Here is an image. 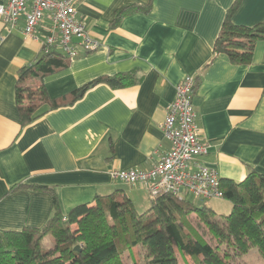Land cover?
I'll list each match as a JSON object with an SVG mask.
<instances>
[{
	"label": "crops",
	"instance_id": "0c3cea01",
	"mask_svg": "<svg viewBox=\"0 0 264 264\" xmlns=\"http://www.w3.org/2000/svg\"><path fill=\"white\" fill-rule=\"evenodd\" d=\"M237 1H81L77 17L100 47L47 77L49 98L61 99L103 77L127 75L134 84L92 86L72 106L26 127L16 86L21 71L44 56L51 22L45 19L29 38L23 20L8 34L0 17V229L43 228L55 213L54 196L63 216L108 195L128 197L137 211H147L148 191L115 181L110 172L149 170L170 151L161 124L188 75L197 79L192 101L200 139L211 145L198 165L215 169L221 181L264 175V41L254 46L249 65L215 52ZM233 21L263 23L264 0H242Z\"/></svg>",
	"mask_w": 264,
	"mask_h": 264
},
{
	"label": "trees",
	"instance_id": "16d2710c",
	"mask_svg": "<svg viewBox=\"0 0 264 264\" xmlns=\"http://www.w3.org/2000/svg\"><path fill=\"white\" fill-rule=\"evenodd\" d=\"M241 2L228 12L215 52L227 54L234 64L249 65L254 46L264 41V22L252 27L235 24L233 15ZM139 10L147 12L146 8ZM43 51L39 62L21 71L16 86L23 127L50 111L72 106L81 97L79 93L92 86L134 84L127 75L103 77L53 100L44 81L67 69L73 59L57 48L43 47ZM195 83L194 91L197 79ZM221 189L233 206L228 216L218 215L206 204L195 207L170 195L152 200L144 213H139L128 197L97 196L92 203L79 205L63 216L53 194L55 213L43 228L0 229V264H124L125 254L136 247L144 249L147 264H181L180 257L189 258L192 264H234L235 258L253 248L264 261V175L252 173L240 183L223 180ZM199 227L213 236L216 248L204 239ZM46 237L51 238L50 248L44 246Z\"/></svg>",
	"mask_w": 264,
	"mask_h": 264
},
{
	"label": "built area",
	"instance_id": "2783aa9c",
	"mask_svg": "<svg viewBox=\"0 0 264 264\" xmlns=\"http://www.w3.org/2000/svg\"><path fill=\"white\" fill-rule=\"evenodd\" d=\"M83 0H2L0 17L5 32L10 34L24 21L23 32L35 38L38 27L49 19L51 34L43 47L57 48L68 58L94 52L100 44L89 35L85 24L78 19L77 5ZM4 39L0 36V41ZM195 78L186 76L175 88V99L166 107L161 130L171 144L149 170H112L113 180L148 191L151 200L170 195L177 200L196 198L207 202L222 199L221 179L215 169L198 165V158L209 154L211 145L202 142L193 105Z\"/></svg>",
	"mask_w": 264,
	"mask_h": 264
},
{
	"label": "rangeland",
	"instance_id": "374dc122",
	"mask_svg": "<svg viewBox=\"0 0 264 264\" xmlns=\"http://www.w3.org/2000/svg\"><path fill=\"white\" fill-rule=\"evenodd\" d=\"M186 203L189 205H193L195 207H202L203 205H207L211 207L218 215H224L228 216L232 212V204L228 200L222 198V199H211L207 202L201 201L196 198H189ZM146 210H140L139 213H144ZM194 220V219H193ZM194 225H197L195 221H193ZM200 234L204 237V239L214 248L217 247V241L213 238L212 235L208 233V231L204 227H199ZM51 239L48 238L44 246L46 248H50L49 244H51ZM130 254H125L123 258L124 264H147L146 258H145V251L142 247L136 248L133 252ZM181 264H192V261L189 259H181ZM234 264H264V261L262 257L259 255V252L257 248H253L250 250V252L244 256L235 258L233 260Z\"/></svg>",
	"mask_w": 264,
	"mask_h": 264
},
{
	"label": "water",
	"instance_id": "95a60500",
	"mask_svg": "<svg viewBox=\"0 0 264 264\" xmlns=\"http://www.w3.org/2000/svg\"><path fill=\"white\" fill-rule=\"evenodd\" d=\"M79 95L82 96L83 92H80ZM76 250L80 251V247H76Z\"/></svg>",
	"mask_w": 264,
	"mask_h": 264
}]
</instances>
